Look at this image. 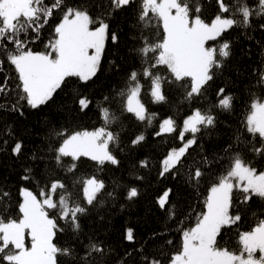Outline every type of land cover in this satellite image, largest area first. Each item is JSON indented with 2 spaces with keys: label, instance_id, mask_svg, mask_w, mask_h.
<instances>
[{
  "label": "snow or ice",
  "instance_id": "obj_1",
  "mask_svg": "<svg viewBox=\"0 0 264 264\" xmlns=\"http://www.w3.org/2000/svg\"><path fill=\"white\" fill-rule=\"evenodd\" d=\"M215 5L218 11L206 22L202 0H53L50 5L45 0H0V56L6 57L15 73L0 76V110L23 117L25 108L41 110L71 88L59 114L63 123L52 119L44 122L40 145L29 157L32 163L21 177L35 180L38 193L20 187L19 199L14 201L13 190L0 185V264H108L115 250L96 233L86 234L82 225V218L93 210L99 221L106 219L98 210L106 203V184L95 174L77 176L78 162L87 158L95 163L97 171L106 164L119 166L114 149H120L121 133L116 126L126 114L152 125L158 114L149 112L142 102V79L149 83L147 91L153 103H166L167 93L173 88L181 93L182 103L191 104L205 96L206 85L223 73L231 55V41L223 39L224 34L234 27L251 29L254 18L264 17V0H256L254 5L246 0H232L231 4L215 0ZM55 11L61 17L52 29L53 35L43 50H35L31 45L41 40L42 29ZM121 14L134 16L128 54L139 62V68L127 74L124 86L115 93L109 91L99 97L86 93L88 83L103 70L106 41L119 43L120 31L113 30L112 24ZM258 27L264 31V23ZM210 41L217 43L208 46ZM4 64L0 59V72ZM109 64L120 68L115 59ZM253 76L256 85L264 87V67L253 69ZM72 78L79 82L77 87L72 86ZM216 97L210 108H192L182 126L172 116L162 119L153 134L161 137L179 127L182 146L168 151L159 176L182 178L185 189L193 192L199 191L206 179L212 180L203 210L196 212L179 199L178 192L165 189L155 203L169 224H176L180 231V247L169 251L174 241L165 238L170 235L167 227L151 233L152 243L159 244L155 252L149 250L147 242H137L133 229L127 228L124 240L139 246L117 255V264H264V218L250 231L238 233L242 246L239 254L221 244L222 230L238 225L255 204L254 198L264 201V170L255 166L257 159H264V96L253 93L243 130L233 134L235 144H226L216 156L201 146L198 158L189 164V149L203 136L212 138L215 134V110L227 112L233 108L234 98L225 88H219ZM93 106L100 126L81 128L79 121ZM245 132L252 138L248 139ZM186 134H191L190 138ZM144 140L145 135L139 134L130 143L136 147ZM22 146L23 142L17 140L11 148L12 156L19 157ZM225 160L227 167L220 174L208 175ZM41 165L45 175L40 173ZM139 167L148 168L147 159L139 161ZM135 179L143 181L144 176L136 175ZM139 195L138 187L131 186L125 199L134 201ZM106 196L115 199V189ZM193 215L194 225L184 227ZM66 230L77 243L59 247L54 241ZM85 237L87 244L78 250L79 241ZM257 251L261 253L259 259L254 256ZM61 257L66 259L61 261Z\"/></svg>",
  "mask_w": 264,
  "mask_h": 264
},
{
  "label": "trees",
  "instance_id": "obj_2",
  "mask_svg": "<svg viewBox=\"0 0 264 264\" xmlns=\"http://www.w3.org/2000/svg\"><path fill=\"white\" fill-rule=\"evenodd\" d=\"M53 0H45V4H51ZM80 2V0H77ZM139 0H137V3ZM205 5L206 22H210V18L215 15L218 8L215 0L209 4L208 0H202ZM231 4L232 0H226ZM248 5H254L256 0H246ZM134 8L136 5L133 6ZM227 15V14H225ZM61 13L55 11L49 24L42 29L41 40L31 45L35 50H43V45L53 35L52 29L59 22ZM134 16L121 14L112 24L113 30L119 29V43L114 45L109 39L106 41L105 53L102 59L103 70L98 73V77L89 82L84 89L86 93L95 94L99 97L101 94H108L109 91L115 93L124 86L125 78L134 68H139V62L128 54L131 46L132 29L134 28ZM264 23V17L254 18L251 29H243L234 27L224 34L223 39L231 41V55L226 62V67L222 74H217L213 81L206 85V94L201 98H195L191 104L182 103V96L175 88L171 89L167 95L166 103H153L147 89L149 83L143 81L145 90L142 91V102L146 105L149 112L157 113L158 116L153 120L151 126L147 122L137 121L131 114H126V118L122 123L116 126L121 133L120 149H114L115 154L120 160L119 166L106 164L102 170L97 171L94 162L87 158H81L78 162L79 171L77 176L97 175L103 179L106 184L105 201L106 203L98 209L102 212L106 219L101 222L95 215V211L86 218H82V225L86 234L96 233V236L106 245L115 250L108 264H117V255L123 254L125 250H132L139 246L124 240V234L127 228H132L135 240L143 244L148 243L150 251L155 252L159 248V244H153L151 241V233L153 231L168 228L170 235L166 239H172L174 245L170 246L169 251H176L181 244V233L177 229L176 224H169L165 218V214L161 212L156 205V198L167 188H172L174 192L179 193V199L185 202V205H192V208L199 212L203 210V201L207 195V188L211 185L212 180L206 179L199 191L193 192L185 189L182 178L173 179L170 174H166L164 178L159 176L161 170V162L164 156L172 148L178 147L182 142L178 139L179 127L172 134H166L161 137H155L153 134L159 128V122L168 116L176 119L177 124L182 126L183 118L190 114L192 108L201 107L204 109L212 107L216 103V92L223 87L226 93H231L234 98L233 108L230 111L223 112L219 109L215 110L218 115V124L215 134L212 138L203 136L199 139V144L189 149L191 155L187 158L190 164L193 159H197V154L201 151V146L206 149L211 156H216L222 151L223 147L228 143H236L234 133L238 129L243 130L246 116L250 111V103L253 93L256 96H264V87L256 85V77L253 76V69L262 68L264 64V31L260 30L258 25ZM162 31V29H161ZM251 37V39L249 38ZM222 42V41H221ZM217 42L210 41L208 46H214ZM5 60L3 72L0 76H14V69L7 64L6 57L0 56ZM116 60L120 65L119 70L113 68L109 61ZM166 72L165 69H161ZM73 87H77L79 82L76 78H72ZM71 88L65 89L55 97V102L44 106L41 110L24 109L23 117L18 114L0 110V185H6L13 190V199L18 200V190L20 187H28L34 192L39 191L36 187L35 180L25 181L21 177L25 174L24 169L31 165L29 157L34 149L40 145L42 136L45 133L44 122L46 120H59L62 105L67 102L68 93ZM118 108L119 105H113ZM95 108L90 107L88 115L79 121L81 128L92 130L94 127L100 126V121L96 118ZM139 134L145 135V140L136 147L131 146V140ZM189 138L191 134H186ZM244 135L251 139V135L246 132ZM257 141L259 137L256 138ZM4 140L8 143L5 145ZM19 140L23 142L22 152L19 157L11 154V148L14 143ZM259 146V144H257ZM237 147H241L237 144ZM252 158L251 153H247ZM67 159V158H66ZM147 159L148 168H140L139 161ZM255 166L258 170H264V159H257ZM227 167V161L213 167V173L220 174ZM41 175H45L43 165L40 166ZM63 175V173H60ZM136 175H143V181H137ZM215 177L213 176V179ZM131 186L139 189L140 195L134 201L125 199L126 190ZM115 189L116 198L111 199L106 196L107 192ZM58 198V197H57ZM176 198L175 196L173 197ZM255 204L251 205V210L247 212L242 221L238 225L222 230L223 240L221 244L227 246L237 253L242 249L238 241V233L241 231H250L258 223L259 219L264 218V201L254 198ZM124 207L121 209L120 205ZM253 212L256 213L253 216ZM188 212L186 211L185 215ZM63 223V222H61ZM195 223V216L186 220L184 227H191ZM57 246L65 247L70 243H77L75 237L66 230L58 233L54 241ZM87 238L79 241V249L87 244ZM246 255V254H245ZM61 261L66 258L61 257Z\"/></svg>",
  "mask_w": 264,
  "mask_h": 264
},
{
  "label": "rangeland",
  "instance_id": "obj_3",
  "mask_svg": "<svg viewBox=\"0 0 264 264\" xmlns=\"http://www.w3.org/2000/svg\"><path fill=\"white\" fill-rule=\"evenodd\" d=\"M163 119H164V118H163ZM180 146H182V144H181ZM180 146H178V147H180ZM178 147H175V148H178ZM166 155H167V154H166ZM166 155H165V156H166ZM165 156H164V157H165ZM162 160H163V159H162ZM29 246H30V242H29ZM237 254H239V253H237ZM260 255H261V253H260L259 251H257V252L254 254V256H255L256 259H259Z\"/></svg>",
  "mask_w": 264,
  "mask_h": 264
}]
</instances>
